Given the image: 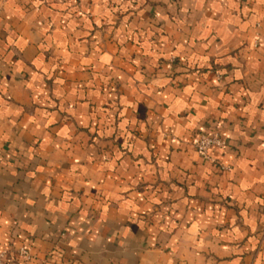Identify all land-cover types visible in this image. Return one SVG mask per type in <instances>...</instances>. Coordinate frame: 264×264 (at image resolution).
Segmentation results:
<instances>
[{
  "label": "crops",
  "instance_id": "0c3cea01",
  "mask_svg": "<svg viewBox=\"0 0 264 264\" xmlns=\"http://www.w3.org/2000/svg\"><path fill=\"white\" fill-rule=\"evenodd\" d=\"M21 247L264 264V0H0L5 264Z\"/></svg>",
  "mask_w": 264,
  "mask_h": 264
},
{
  "label": "built area",
  "instance_id": "2783aa9c",
  "mask_svg": "<svg viewBox=\"0 0 264 264\" xmlns=\"http://www.w3.org/2000/svg\"><path fill=\"white\" fill-rule=\"evenodd\" d=\"M227 144L226 136L219 132H201L197 135L193 141V145L198 153L204 157L213 159V156L210 155V151L214 148L222 149ZM220 168L222 170L227 169V166L220 163ZM20 257L27 263L33 264L37 261V264H46L45 260H37L35 255H33L29 250L24 247L19 248L18 251ZM6 262V251L0 249V264H5Z\"/></svg>",
  "mask_w": 264,
  "mask_h": 264
}]
</instances>
